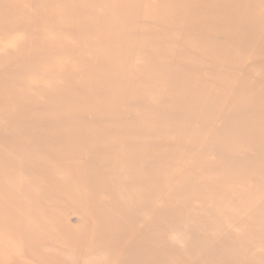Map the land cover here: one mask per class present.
<instances>
[{"label": "rangeland", "instance_id": "374dc122", "mask_svg": "<svg viewBox=\"0 0 264 264\" xmlns=\"http://www.w3.org/2000/svg\"><path fill=\"white\" fill-rule=\"evenodd\" d=\"M12 1L0 0V158L21 171L0 166V181H8L0 184V264H264V188L261 198L258 191L264 184V0H249L255 2L252 24L238 17L244 0L183 1L182 11L195 10L199 19L215 4L233 18L227 28L245 34L244 43H232L222 22L213 30L161 29L143 14L159 0H129L128 7H117L133 13L135 25L123 36L133 43H99L94 36L78 43L59 13V6L72 0ZM104 14L97 11L95 17ZM137 65L144 74H137ZM231 98L239 101L233 104ZM229 124V132L240 137L222 138ZM218 168L223 180L216 177Z\"/></svg>", "mask_w": 264, "mask_h": 264}, {"label": "bare ground", "instance_id": "6f19581e", "mask_svg": "<svg viewBox=\"0 0 264 264\" xmlns=\"http://www.w3.org/2000/svg\"><path fill=\"white\" fill-rule=\"evenodd\" d=\"M12 1V0H11ZM154 1V0H153ZM183 1H187V0H159V1H157V3H155L154 5H152L150 8H147L145 11H144V17H147V18H150V17H152V18H150V19H153L155 22H157L159 25H160V27H161V29H170V27H173V26H186V27H188V29H193V30H196L197 31V29H200V28H202V27H204L205 29H207V30H209V29H211V30H213V28L215 27V25H216V23L215 22H222L219 26H221V27H223L224 29H225V31L231 36V42L232 43H244L242 40H243V38L240 36V35H242V34H244V33H241V34H239V32H240V29L239 30H237V31H235V32H232L230 29H228L227 28V26H226V23H227V25H228V23L229 22H232V19L233 18H226L225 16H226V14L224 15L223 13H221L219 10H215V4H212V7L211 8H208L209 10H210V12L208 11V9L206 10L207 12H204L205 14L207 13V15L204 17V18H202V19H199V16H198V14L197 15H195V10H194V12L193 13H189V12H187V11H182V9L184 8V2ZM242 1V0H241ZM252 1V0H251ZM251 1H249V0H244V2H243V4H245V5H243L244 7H242L239 11L237 10V12H238V17L241 19L242 17H244L245 19H246V22H248V23H251L252 24V19H253V13H254V1H253V3L251 2ZM13 2V1H12ZM26 2H27V0H26ZM31 2V1H30ZM29 2V3H30ZM155 2V1H154ZM198 3H199V1H197ZM260 2V1H259ZM28 3V2H27ZM47 3H48V1H47ZM131 3V1H129V0H117L116 2H113V0H72V1H70L69 3H65V4H63V5H61V6H59V13H64V22L63 23H66V25H68L69 26V34L70 35H72V36H76L77 38H78V43H81V41H86L87 39H90L91 37H93L94 36V38L95 39H97L98 40V42L99 43H133V39H125L124 37H126L125 35L128 33V30L130 29V27L132 26H134L135 25V20H131V16H132V12H125V13H122V12H120L119 10H118V8L117 7H121V6H125V7H128V5ZM206 3H207V1H206ZM250 3H252V4H250ZM208 5H210L209 3H207ZM207 5V6H208ZM224 5V4H223ZM246 5H247V7H246ZM26 6H27V4H26ZM29 6V5H28ZM56 6H57V3H56ZM135 6H136V9L137 10H135L134 12L137 14L138 13V10H139V7L141 6L140 5V3H136L135 4ZM204 6V5H203ZM206 6V5H205ZM206 6V7H207ZM225 6H226V3H225V5L224 6H222L221 8H224L225 9ZM260 6V5H259ZM30 7H31V4H30ZM215 7V8H214ZM239 7H240V5H239ZM256 7H257V9H258V6L256 5ZM12 8V7H11ZM18 8V7H17ZM200 8V7H199ZM204 8V7H203ZM214 8V9H213ZM25 9V8H24ZM18 10V9H17ZM17 10H16V13H17ZM49 10V9H48ZM19 11V10H18ZM24 11H26V10H24ZM24 11H23V13H24ZM97 11H104L105 12V14L101 17H95V15H96V12ZM51 12V11H50ZM19 13V12H18ZM30 12H27V18H29V14ZM52 13V12H51ZM56 13V12H55ZM58 13V12H57ZM21 14H22V12H21ZM202 14H203V12H202ZM230 14V13H229ZM237 14V13H236ZM17 16H18V18L20 19V18H22V17H19V14H16ZM16 15H15V19H16ZM24 15V14H23ZM22 15V16H23ZM26 15V14H25ZM139 15V14H138ZM202 16V15H201ZM201 16H200V18H201ZM234 16H236V15H234ZM30 17H31V15H30ZM198 18V19H197ZM19 19H17L19 22H20V20ZM23 20V19H22ZM25 18H24V20H23V23L25 22ZM28 20L29 19H27V21L26 22H28ZM31 21V20H30ZM45 21H47V19L45 18ZM25 22V23H26ZM39 22V21H38ZM5 23V22H4ZM23 23H22V25H23ZM31 23V22H30ZM30 23H27V25L28 24H30ZM238 23H239V21H238ZM242 23H243V21H242ZM41 24H43V23H41ZM219 24V23H218ZM217 24V25H218ZM234 24V23H233ZM244 24V23H243ZM25 25V24H24ZM240 25V23L238 24V26ZM63 26V25H62ZM61 26V27H62ZM242 26H244V25H242ZM44 27H46V26H44ZM138 27V26H137ZM221 27H219L221 30H223ZM3 28V27H2ZM1 28V29H2ZM31 28V27H30ZM52 28H53V26H52ZM151 29H152V27H150ZM185 28V27H184ZM204 28H202V29H204ZM216 28V27H215ZM230 28V27H229ZM8 29V28H7ZM6 29V30H7ZM155 29H157V28H155ZM177 29V28H176ZM201 29V30H202ZM241 29H242V27H241ZM243 29H244V27H243ZM113 30H116L117 31V35L116 36H113ZM175 30V29H174ZM182 30V29H181ZM216 30V29H215ZM219 30V29H218ZM10 31V30H9ZM31 31V30H30ZM153 31H155L156 32V30H153ZM157 31H158V29H157ZM173 31V30H172ZM171 31V32H172ZM176 31V30H175ZM185 31H188V30H185ZM192 31V30H191ZM202 32V31H201ZM210 32V31H209ZM216 32V31H215ZM242 32H244V30L242 31ZM29 33V32H28ZM28 33L26 34V35H28ZM60 33V32H59ZM157 33V32H156ZM159 33H161V32H159ZM163 33V32H162ZM165 33V32H164ZM163 33V34H164ZM168 33H169V31H168ZM195 33V32H194ZM203 33V32H202ZM217 33H218V31H217ZM30 34V33H29ZM155 34V33H154ZM163 34H161V35H163ZM172 34V33H171ZM170 34V35H171ZM182 34V36H184V34L183 33H181ZM187 34V33H186ZM189 34V33H188ZM209 34V33H208ZM211 34V33H210ZM214 34H216V33H214ZM213 34V35H214ZM160 35V36H161ZM165 35V34H164ZM163 35V36H164ZM175 35V34H174ZM245 35V34H244ZM124 36V37H123ZM157 36H158V33H157ZM166 36V35H165ZM167 36H168V34H167ZM190 36V35H189ZM243 36V35H242ZM29 37V36H28ZM27 37V38H28ZM141 37V36H140ZM153 37V36H152ZM178 37V36H177ZM245 37V36H244ZM247 37V36H246ZM245 37V38H246ZM21 38V37H20ZM20 38H19V40L17 39V41H19L20 42ZM25 39H26V37H24ZM144 38V36H142V38H141V40ZM156 38V37H155ZM158 38V37H157ZM161 38V37H160ZM159 38V39H160ZM244 38V39H245ZM25 39H23V40H25ZM80 39H81V41H80ZM158 39V40H159ZM162 39V38H161ZM169 39V38H168ZM182 39V38H181ZM194 39V38H193ZM197 39V38H196ZM200 39V38H199ZM27 40V39H26ZM28 40H30V39H28ZM27 40V41H28ZM150 40V39H149ZM148 39H147V41H149ZM191 40V39H190ZM203 40V39H202ZM201 40V41H202ZM246 40V39H245ZM26 41V42H27ZM144 41V40H143ZM154 41H156V40H154ZM160 41V40H159ZM172 41V40H171ZM179 41V40H178ZM188 41H189V39H188ZM195 41V40H194ZM198 41V40H197ZM204 41L205 40H203V42H200V44L202 43H204ZM16 42V41H15ZM23 42V41H22ZM26 42H24V43H26ZM138 42V41H137ZM150 42V41H149ZM161 42V41H160ZM167 42V41H166ZM170 42V41H169ZM196 42V41H195ZM198 42V43H199ZM247 42H249L248 41V39L245 41V43L247 44ZM17 43V46H18V42H16ZM15 43V44H16ZM24 43H22L23 45H24ZM60 43H65V42H60ZM135 43V42H134ZM153 43H155V42H153ZM168 43V42H167ZM183 43H186V42H182V44ZM250 43H252V42H250ZM250 43H248V45L250 44ZM257 43V42H256ZM20 45H21V43H19ZM30 44V43H29ZM141 43H139V46H141L140 45ZM143 44H144V42H143ZM163 44V43H162ZM166 44V43H165ZM173 44V43H172ZM191 44V43H190ZM193 44V43H192ZM196 44V43H195ZM194 44V45H195ZM22 45V46H23ZM26 45V44H25ZM24 45V46H25ZM45 45V44H44ZM137 45V44H136ZM145 45L147 46V42L145 43ZM145 45H143V47L142 48H144L145 47ZM151 45V44H150ZM154 45V46H153ZM153 45H151V47L154 49V47H155V44H153ZM161 45V44H160ZM170 45L171 44H167V46L165 47V48H167L168 46V48H170L171 49V47H170ZM189 45V44H188ZM242 45H244V44H242ZM14 46H16V45H14ZM139 46H138V48H139ZM161 46H163V45H161ZM204 46V45H203ZM245 46V45H244ZM255 46H256V44H255ZM20 47V46H19ZM157 47V46H156ZM249 46H247V50L249 49L248 48ZM251 47V46H250ZM13 48V47H12ZM137 48V49H138ZM173 48V47H172ZM181 48V47H180ZM187 48H188V46H187ZM189 48H190V46H189ZM244 48H246V47H244ZM24 49V48H23ZM29 49V48H28ZM140 49V48H139ZM186 49V48H185ZM198 49V48H197ZM201 49V48H200ZM145 50V49H144ZM155 50H157V48L155 49ZM163 50V49H162ZM168 49H166V50H164V52L166 51L167 53H168V51H167ZM181 50V49H180ZM203 50V49H202ZM249 50H251V48L249 49ZM248 50V51H249ZM254 50V49H253ZM252 50V51H253ZM13 51V50H12ZM23 51V50H22ZM29 51V50H28ZM142 51V49H140V52ZM150 51H151V49H150ZM195 51H196V49H195ZM194 51V52H195ZM208 51V50H207ZM14 52V51H13ZM58 52V51H57ZM165 52V53H166ZM181 52H183V51H181ZM198 52V51H197ZM201 52V51H200ZM235 52V51H234ZM243 52V51H242ZM250 52V51H249ZM141 53H143V52H141ZM144 53H145V51H144ZM153 53V52H152ZM208 53V52H207ZM26 54V53H25ZM164 54V53H163ZM171 54V53H170ZM170 54H166L167 56L168 55H170ZM232 54H234V53H232ZM244 54V56L243 57H245V53H243ZM250 54H251V52H250ZM13 56H14V54H12ZM19 55V54H18ZM17 55V56H18ZM178 55V54H177ZM208 55V54H207ZM211 55V54H210ZM249 55V54H248ZM179 56H180V54H179ZM178 56V57H179ZM183 55H181V57H182ZM229 57H226V58H231L230 56L231 55H228ZM162 57V56H161ZM160 57V58H161ZM180 57V58H181ZM246 57H248L247 55H246ZM264 57V56H263ZM53 58H55V57H53ZM171 58V57H170ZM174 58H175V56H174ZM173 58V59H174ZM179 58V59H180ZM233 58V57H232ZM231 58V59H232ZM163 59H165V57L163 58ZM185 59V58H184ZM231 59H229V61L227 60V59H225L226 60V62L228 61V62H230V60ZM158 61H159V59H157ZM225 60L223 61V62H225ZM256 60V59H255ZM53 61V60H52ZM55 61V60H54ZM160 61H162V60H160ZM232 61L233 62H231L232 64L234 63L235 65H236V61L234 62V60L232 59ZM163 62V61H162ZM181 62V61H180ZM188 62V61H187ZM218 62V61H217ZM262 62V61H261ZM184 63H186V60H185V62ZM188 63H192V62H190V60H189V62ZM240 63V62H239ZM231 64V66H229V67H233V65ZM243 64H245V63H243ZM4 65V64H3ZM140 65L141 64H139V68H140ZM157 65V63L154 65V66H156ZM204 65H206V64H204ZM208 65V64H207ZM124 66H126V64L124 65ZM143 66H144V64H143ZM142 66V67H143ZM147 66V65H146ZM160 66V65H159ZM209 66V65H208ZM224 66V65H223ZM240 66H242V65H240ZM246 66V65H245ZM147 67H149V65L147 66ZM152 67L153 66H151V70H152ZM158 67V66H157ZM237 67V66H236ZM252 67H254V66H252ZM82 68H84V67H82ZM135 68H137V69H135ZM134 69L137 71H139V72H142L141 70H142V68L139 70L138 69V65L135 67ZM155 68V67H154ZM143 69H146V68H143ZM156 69V68H155ZM155 69H154V71H155ZM196 69V68H195ZM213 68H211V70H212ZM253 69V68H252ZM201 70H202V68H201ZM205 70V69H204ZM225 70H227V69H225ZM70 70H68V72H69ZM134 71V70H133ZM137 71V72H138ZM146 71V70H145ZM153 71V70H152ZM151 71V73H153ZM156 71H157V69H156ZM159 71V73H160V69L158 70ZM157 71V72H158ZM163 71V70H162ZM194 71V70H193ZM198 71V70H197ZM136 72V73H137ZM137 73V74H144V72H142V73ZM150 72V71H149ZM205 72V71H204ZM220 72H222V71H218L217 72V74H219ZM147 73V72H146ZM155 73V72H154ZM163 73H165L164 71H163ZM225 73V72H224ZM247 73H249L248 71H247ZM133 74V73H132ZM161 74V73H160ZM160 74H159V76L158 77H160ZM195 74V73H194ZM206 73H204V75H205ZM228 74V73H227ZM230 74L231 73H229V75H228V77L230 76ZM234 74H235V72H234ZM261 74H264L263 72H261ZM90 75V74H89ZM149 75H152V76H154L153 74H150L149 73ZM220 75V74H219ZM225 75V74H224ZM224 75H221L222 77L224 76ZM250 76H251V73L249 74ZM252 75H254L253 74V72H252ZM256 75V74H255ZM70 76V75H69ZM93 76V75H92ZM133 76V75H132ZM142 76V75H141ZM147 76V75H146ZM157 76V74L155 75V77ZM161 76H163V74L161 75ZM194 76V75H193ZM227 76V75H226ZM231 76H232V74H231ZM235 76V75H234ZM262 76H264V75H262ZM137 77H138V75H137ZM197 77V76H196ZM221 77V78H222ZM239 77V76H238ZM252 77V76H251ZM83 78H84V76H83ZM135 78H136V76H135ZM134 77L133 78H131V79H135ZM139 78V77H138ZM154 78V77H153ZM162 78V77H161ZM165 77L163 76V79H164ZM168 78V77H167ZM167 78H165L166 80H167ZM221 78H217L218 79V81L217 82H219V79H221ZM231 78V77H230ZM232 78H234V77H232ZM247 78V77H246ZM254 78H256V76L254 77ZM260 78V77H259ZM77 79V78H76ZM144 79H146L145 77L142 79V80H144ZM164 79V80H165ZM223 79V78H222ZM235 80L236 79H238V78H234ZM253 79V78H252ZM261 79V78H260ZM137 80V79H136ZM148 80V79H147ZM151 80V79H150ZM155 80V79H154ZM153 80V81H154ZM163 80V81H164ZM233 80V79H232ZM246 80V79H245ZM256 80V79H255ZM264 80V79H263ZM131 81H133V80H131ZM131 81H129V84H131L132 82ZM149 81V80H148ZM147 81V82H148ZM152 81V80H151ZM152 81V83H154ZM158 81V80H157ZM156 81V82H157ZM215 81V80H214ZM216 81H215V83H216ZM224 81H228L230 84H231V82H230V80H228V78H226V80H224ZM259 80H256V82H258ZM68 82H70V81H68ZM79 82V81H78ZM83 82H84V80H83ZM134 82V81H133ZM139 82V81H138ZM160 82H162L161 81V79H160ZM159 82V83H160ZM221 82V81H220ZM227 82V83H228ZM233 83H234V81H232ZM255 82V83H256ZM137 83V82H136ZM135 83V84H136ZM149 83V82H148ZM147 83V84H148ZM151 83V84H152ZM159 83H157V84H159ZM237 83V82H236ZM253 83V82H252ZM133 84V83H132ZM146 84V85H147ZM161 84V83H160ZM230 84H228V87L230 86ZM241 84V83H240ZM242 84H243V82H242ZM241 84V85H242ZM251 84V83H250ZM260 84V83H259ZM125 85V84H124ZM128 85V84H127ZM136 85H139L138 83L136 84ZM154 84H152V86H153ZM169 85V84H168ZM167 85V86H168ZM64 86H65V84H64ZM122 86V85H121ZM129 86H131V85H129ZM134 86V85H133ZM143 86V85H142ZM152 86L150 87V88H148V86H144V87H146L147 89H150V91H152L151 90V88H152ZM219 86V85H218ZM231 86H233V85H231ZM230 86V87H231ZM78 87H79V85H78ZM82 87V86H81ZM127 87V86H126ZM263 87H264V84H263ZM56 88V87H55ZM80 88V87H79ZM123 88H125L124 86H123ZM143 88V87H142ZM169 88V87H168ZM44 89V88H43ZM48 90H46L47 92H50V88H47ZM84 89V88H83ZM129 89H132L131 87L129 88ZM153 89V88H152ZM165 89V88H164ZM220 89V88H219ZM258 89V88H257ZM261 89V88H260ZM259 89V90H260ZM56 90H58V89H56ZM91 90V89H90ZM120 90V89H119ZM125 90V89H124ZM123 90V91H124ZM154 91H156V89H153ZM163 90V89H162ZM218 90V89H217ZM225 90H227V89H225ZM234 90V89H233ZM232 90V91H233ZM238 90V89H237ZM259 90H257L256 92H258ZM262 90V89H261ZM89 91V90H88ZM92 91V90H91ZM127 91V90H126ZM228 91V90H227ZM45 92V91H44ZM46 92V93H47ZM58 92V91H57ZM86 92V91H85ZM120 92H122V91H120ZM160 92V91H159ZM45 93V94H46ZM132 93V92H131ZM178 93V92H177ZM235 93V92H234ZM259 93V92H258ZM258 93H253L254 95L255 94H258ZM260 95H263L264 96V94H262V91H260ZM42 94V93H41ZM133 94H135V92L133 93ZM162 94H164V92L162 93ZM166 94H168V92L166 93ZM233 94V93H232ZM232 94H229V96L231 95V97H232ZM252 94V95H253ZM252 95H250L251 97H253ZM259 95V94H258ZM40 96V95H39ZM42 96V95H41ZM54 96V95H53ZM134 96V95H133ZM214 96H216V99H217V95H214ZM220 96V95H219ZM226 96H228V95H226ZM240 96V95H239ZM245 96H247L246 98H247V100H248V95H245ZM33 97V96H32ZM50 97V96H49ZM132 97V96H131ZM165 97V96H164ZM235 97H236V94H235ZM255 97V96H254ZM35 98V97H34ZM150 98V97H149ZM148 98V99H149ZM152 98V97H151ZM223 98L224 97H222L221 99L223 100ZM230 98V97H229ZM241 98V97H240ZM239 97H238V99H240ZM243 98V97H242ZM241 98V99H242ZM264 98V97H263ZM132 99V98H131ZM134 99V98H133ZM161 99V98H160ZM216 99L214 98V100H215V102H213V103H215V104H217V102H216ZM226 99V98H225ZM257 99V98H256ZM261 99V98H260ZM45 100V99H44ZM115 100H117V99H115ZM143 100V99H142ZM155 100H156V98H155ZM157 100H158V98H157ZM156 100V101H157ZM209 100H210V98H209ZM218 100H220V99H217V101ZM230 100H232V98L230 99ZM246 100V99H245ZM258 100V99H257ZM140 101V100H139ZM146 101H148V100H146ZM149 101H151V99L149 100ZM159 101V100H158ZM172 101V100H171ZM233 102H234V100H232ZM231 101V102H232ZM239 100H236L233 104H235L236 102H238ZM244 101V100H243ZM251 101V100H250ZM118 102V101H117ZM143 102V101H142ZM145 102V101H144ZM152 102V101H151ZM160 102V101H159ZM120 103V102H119ZM240 103H242V102H240ZM240 103H238V105L240 104ZM247 103V102H246ZM154 104V103H153ZM228 104V103H227ZM226 104V105H227ZM254 104H255V102H254ZM90 105V104H89ZM89 105H88V107H89ZM213 104H211V107H213L212 106ZM120 106V105H119ZM123 106V105H122ZM154 106H156V105H154ZM167 106V105H166ZM241 106V105H240ZM158 107L159 106H156V108L158 109ZM87 108V107H86ZM160 108V107H159ZM165 108V107H164ZM219 108H220V106H219ZM230 108V107H229ZM166 109V108H165ZM238 109V108H237ZM164 110V109H163ZM213 110V109H212ZM231 110H232V108H231ZM230 110V111H231ZM239 110V109H238ZM248 110V109H247ZM226 111V110H225ZM228 112V111H227ZM235 112H236V108H235ZM32 113V112H31ZM177 113V112H176ZM232 113V112H231ZM263 113V112H262ZM157 114V113H156ZM239 114V113H238ZM245 114H246V112H245ZM152 115V114H151ZM237 115V114H236ZM235 115V116H236ZM214 116H217L216 114L214 115ZM238 116V115H237ZM223 117V116H222ZM242 117V116H241ZM222 119V118H221ZM229 120H231V119H229ZM250 122V121H249ZM253 122V121H252ZM228 127L230 126V124L229 125H227ZM264 127V126H263ZM232 130V127L230 126L229 128H225L222 132H221V134H222V138H231L232 136H238V137H240L237 133H234V134H232V133H230L229 132V130ZM130 131V130H129ZM132 131V130H131ZM220 131V130H219ZM150 132H152V131H150ZM149 132V133H150ZM134 133H135V131H134ZM164 135V134H163ZM162 135V136H163ZM174 136V135H173ZM182 136V135H181ZM159 137V136H158ZM168 137V136H167ZM166 137V138H167ZM197 137V135L195 136V138ZM119 138V137H118ZM174 139V138H173ZM177 139V138H176ZM175 139V140H176ZM185 139V138H184ZM241 139H243V138H241ZM86 140V139H85ZM178 140V139H177ZM246 140V139H245ZM183 141V140H182ZM196 142V141H195ZM200 143V142H199ZM210 143V142H209ZM163 144V143H162ZM193 144H195V143H193ZM203 145V144H202ZM201 145V146H202ZM227 145V144H226ZM228 147V146H227ZM192 150H194V149H192ZM250 151V150H249ZM209 152V151H208ZM245 152V151H244ZM256 152V151H255ZM226 153V152H225ZM207 155H208V153H206ZM246 154H248L247 152H246ZM163 157V156H162ZM206 158H207V156H206ZM198 159H203L202 157H199ZM197 159V160H198ZM191 160V159H190ZM196 160V161H197ZM178 162V161H177ZM192 162V161H191ZM189 163H190V161H189ZM226 163H227V161H226ZM225 163V164H226ZM191 164V163H190ZM204 165H205V163H203ZM244 164V163H243ZM242 164V165H243ZM1 165H3V166H10L11 168H17L19 171H21L20 170V168H19V165L18 164H13V163H11V162H7V159L6 158H0V166ZM193 165V164H192ZM192 165H190V167L192 166ZM102 166V165H101ZM119 166V165H118ZM117 166V167H118ZM164 166L165 165H162V166H160V168H159V170H160V172H162L163 171V169H164ZM244 166V165H243ZM243 166H242V168H243ZM122 167H123V165H122ZM128 167H130V166H128ZM144 167L145 168H148V166L146 165V164H144ZM222 167H224V166H222ZM90 168V167H89ZM120 168V167H119ZM206 168H208V167H206ZM220 168H221V166H220ZM220 168H218L219 170H217V174L219 175V171H221V173L223 172V170H220ZM230 168V167H229ZM229 168L228 169H226V171L227 170H229ZM232 168H235V165L233 166V167H231L230 169L232 170ZM241 168V169H242ZM126 169H127V167H126ZM199 169V168H198ZM197 169V170H198ZM241 169L240 168H238V171L240 170L241 171ZM244 169V168H243ZM246 169V168H245ZM117 170V169H116ZM120 170V169H119ZM204 170H205V168H204ZM231 170L228 172L227 171V173L229 174H231ZM236 170V172H238L237 171V169H235ZM127 171V170H126ZM125 171V172H126ZM129 171V170H128ZM234 171V170H233ZM239 171V172H240ZM243 171V170H242ZM247 171V170H246ZM250 171H254V170H250ZM120 172V171H119ZM124 172V173H125ZM141 172H142V170H141ZM141 172H140V174H141ZM216 172V171H215ZM238 172V173H239ZM123 173V172H122ZM197 173V172H196ZM196 173H195V175H196ZM201 173V172H200ZM212 173H213V171H212ZM212 173H209V174H212ZM224 173V172H223ZM234 173V172H233ZM251 173V172H250ZM249 173V174H250ZM257 173V172H256ZM126 174V173H125ZM125 174L123 175V176H125ZM143 174V173H142ZM198 174V173H197ZM214 175H215V173H213ZM243 174H245L246 175V172H244ZM243 174H240L241 176L243 175ZM116 175V174H115ZM115 175H114V177H115ZM144 175V174H143ZM143 175H142V177H143ZM216 176V177H221L220 175H222V174H220L219 176ZM225 175V174H224ZM223 175V176H224ZM227 175V174H226ZM225 175V176H226ZM239 174H237L236 173V175H235V173H234V176H238ZM245 175H243V176H245ZM248 175V174H247ZM127 176V175H126ZM203 176H204V174H203ZM208 176V175H207ZM207 176H206V178H207ZM215 176H213V177H215ZM197 177H199V176H197ZM200 177H201V174H200ZM229 177H230V175H229ZM228 176H227V181H228V178H229ZM232 177V176H231ZM117 178V177H116ZM124 178V177H123ZM201 178H203V177H201ZM205 178V179H206ZM222 178V177H221ZM226 178V177H225ZM237 178H239V177H237ZM241 178V177H240ZM244 178V177H243ZM243 178L241 179V180H243ZM259 178V177H258ZM264 178V177H263ZM122 179V178H121ZM120 179V180H121ZM127 179V178H126ZM125 178L124 179H122V180H126ZM204 179V178H203ZM202 179V180H203ZM208 179V178H207ZM212 178H211V175H210V180H211ZM220 179V178H219ZM224 178H222V179H220V180H223ZM231 179V178H230ZM232 179H233V177H232ZM231 179V180H232ZM252 178H250V181H252L251 180ZM261 179H262V177H261ZM261 179H259V181H261ZM175 180V179H174ZM190 180V179H189ZM199 180V179H198ZM201 180V181H202ZM210 180H208V182L210 181ZM214 180V179H213ZM217 180V179H216ZM216 180H214V181H216ZM219 180V181H220ZM234 180H236V179H234ZM116 181H118V180H116ZM183 181V180H182ZM206 182V185H207V180H205ZM218 181V180H217ZM216 181V182H217ZM233 181V180H232ZM259 181H257L256 179H255V182H259ZM204 182V181H203ZM212 182V181H211ZM239 182V181H238ZM254 182V185L255 184H257V183H255ZM5 183H8V181H6ZM5 183H3L2 181H0V184H5ZM218 183V182H217ZM235 183V182H234ZM233 183V184H234ZM248 184V182H245V184ZM145 184H148V183H145ZM202 184H204V183H202ZM210 184H212V183H210ZM221 183L219 182V185H220ZM230 184H232V182L230 183ZM237 184V183H236ZM241 184H243V183H241ZM258 184H260V183H258ZM118 185H119V183H118ZM117 185V186H118ZM149 185V184H148ZM147 185V186H148ZM181 185V184H180ZM239 186H240V184H238ZM253 185V186H254ZM213 186V185H212ZM215 186V185H214ZM233 186H235V185H233ZM245 186H248V185H245ZM253 186H251V187H253ZM260 186V185H259ZM258 186V187H259ZM150 187V186H149ZM149 187H146V190H147V188L149 189ZM219 187V186H218ZM217 187V188H218ZM222 187V186H221ZM237 187V186H236ZM250 187V186H249ZM264 188V184H263V186L261 185L259 188H258V191H259V195H260V198H261V193H260V191L262 190V188ZM169 188V187H168ZM197 188V187H196ZM195 188V189H196ZM198 188H199V186H198ZM201 188H202V186H201ZM220 188V187H219ZM230 188V187H229ZM232 188V187H231ZM235 188V187H234ZM239 188V187H238ZM241 188V187H240ZM239 188V189H240ZM257 188V187H256ZM261 188V189H260ZM200 189V188H199ZM205 189H208L209 190V188H205V186H204V190ZM212 189H215V187H213ZM224 189V188H223ZM242 189V188H241ZM240 189V190H241ZM245 189H246V187H245ZM244 189V190H245ZM253 191H255V189L254 188H251ZM250 189V190H251ZM217 190L218 189H216V191H215V193L213 192H211V190L210 191H208V192H211V194H214L212 197L214 198V196H216L215 194H216V192H217ZM247 190H249L248 188H247ZM249 190V191H250ZM164 191V190H163ZM162 191V192H163ZM246 191V190H245ZM252 191V192H253ZM264 190H262V194L264 193L263 192ZM183 192V191H182ZM191 192L192 191H188V190H186V191H184V193H185V196L186 197H190V195H191ZM201 192V191H200ZM205 192V191H204ZM207 192V191H206ZM221 192H222V190H221ZM227 192V191H226ZM225 192V193H226ZM229 192V191H228ZM232 192H236V191H233V189H232ZM241 192V191H240ZM256 192H257V190H256ZM256 192H255V194H256ZM237 193V192H236ZM243 193V192H242ZM242 193H239V195L242 197ZM245 193V192H244ZM157 194V193H156ZM207 194V193H206ZM210 194V193H209ZM221 194V193H220ZM230 193H228V195H229ZM233 194H235V193H233ZM238 194V193H237ZM254 194V193H253ZM255 194H254V196H255ZM258 194V193H257ZM195 195V194H194ZM198 195V194H197ZM196 195V196H197ZM199 195H200V193H199ZM198 195V196H199ZM224 195V194H223ZM222 195V196H223ZM227 195V194H226ZM231 195V194H230ZM247 195H248V193H247ZM247 195H245L244 196V198L245 197H247ZM196 196H195V198H196ZM207 196H209V195H207ZM211 196H209V197H211ZM221 196V195H220ZM257 196V195H256ZM200 197H201V195H200ZM224 197V196H223ZM228 197H230V196H228ZM227 197V198H228ZM198 198V197H197ZM196 198V199H197ZM204 198H207L206 196H204ZM212 198V199H213ZM231 198H233V197H231ZM248 198V197H247ZM262 198H263V196H262ZM70 199H72V198H70ZM196 199H195V201H196ZM203 199V198H202ZM226 199V198H225ZM250 199V198H249ZM264 199V198H263ZM223 200V199H222ZM221 200V201H222ZM228 200V199H227ZM232 200V199H231ZM245 200V199H244ZM247 200V199H246ZM262 200V199H261ZM73 201V200H72ZM200 201V200H199ZM201 201H203V200H201ZM216 201V200H215ZM219 202H221L220 200H218ZM228 201H230V200H228ZM233 201V200H232ZM253 201V200H252ZM256 201V200H255ZM197 202H198V200H197ZM223 202H224V200H223ZM231 202V201H230ZM242 202V201H241ZM249 202V201H248ZM201 203V202H200ZM205 203H207L206 201H205ZM234 203V202H233ZM240 203V202H239ZM253 204H251L250 206H252V208L254 207V203L255 202H252ZM231 204V203H230ZM235 204V203H234ZM246 204H247V201H246ZM143 205V204H142ZM238 205V204H237ZM240 205V204H239ZM242 205H244V204H242ZM242 205H240V207L242 206ZM248 205V204H247ZM193 206V205H192ZM192 206H190V208L192 207ZM214 206V205H213ZM213 206H211L212 208H213ZM220 206V205H219ZM232 206V205H231ZM245 206V205H244ZM249 206V207H250ZM255 206H257V205H255ZM189 208V209H190ZM208 208V207H207ZM243 208V207H242ZM245 208H246V206H245ZM132 209V208H131ZM204 209V208H203ZM211 209V208H210ZM217 209H218V207H217ZM88 210V209H87ZM143 210V209H142ZM188 210V209H187ZM186 210V211H187ZM207 209H205V211H206ZM212 210V209H211ZM189 211V210H188ZM191 211V210H190ZM213 211V210H212ZM225 211V210H224ZM235 211V210H234ZM250 211V210H249ZM204 212V211H203ZM207 212V211H206ZM239 212V211H238ZM242 212V211H241ZM240 212V214H242ZM190 213V212H189ZM188 213V214H189ZM207 213H209V212H207ZM112 214H114V213H112ZM185 214V213H184ZM223 214V213H222ZM227 214V213H226ZM230 214H232V213H230ZM194 215V214H193ZM217 215H218V213H217ZM197 216V215H196ZM192 217V216H191ZM90 218V217H89ZM223 218H225V217H223ZM90 220V219H89ZM240 220V219H239ZM241 222H242V220H241ZM244 222V221H243ZM247 222V221H246ZM93 223V222H92ZM226 223H228V222H226ZM224 226H225V223H224ZM114 226L112 225L111 226V229L113 228ZM224 228H226V227H224ZM263 229V228H262ZM136 230V229H135ZM238 230H240V229H238ZM237 230V231H238ZM259 230H261V229H259ZM229 233H230V231H228ZM227 232V233H228ZM236 232V231H235ZM254 232V231H253ZM147 233H148V231H147ZM146 233V234H147ZM151 233V232H150ZM149 233V234H150ZM153 233V232H152ZM240 234V233H239ZM151 235H153V234H151ZM150 235V236H151ZM226 235V234H225ZM148 236V235H147ZM165 236V235H164ZM240 237V236H239ZM165 240V239H164ZM148 241H150V238H149V240ZM223 242V241H222ZM264 242V241H263ZM262 244V243H261ZM260 244V245H261ZM264 244V243H263ZM198 245V244H197ZM222 245H226L225 243L224 244H222ZM258 246V245H257ZM256 246V247H257ZM261 246H264V245H261ZM222 248V247H221ZM232 248V247H231ZM148 249H150V248H148ZM147 249V250H148ZM234 249V248H233ZM146 250V249H145ZM144 250V251H145ZM222 250V249H221ZM149 251V250H148ZM217 251V250H216ZM251 251V250H250ZM249 251V252H250ZM149 252H151V251H149ZM206 252V251H205ZM227 252V254L228 253H230V252H228V250L226 251ZM234 252V251H233ZM252 252V251H251ZM259 252V251H258ZM148 253V252H147ZM195 253V252H194ZM193 253V254H194ZM207 253V252H206ZM217 253V252H216ZM248 253V252H247ZM246 253V254H247ZM145 255V257H146V252L144 253ZM205 253L203 252V255H204ZM214 254V253H213ZM262 255L263 254V252H261V253H259V255ZM151 255V254H150ZM156 255V254H155ZM209 255H211V252H210V254ZM221 255V254H220ZM248 255H251V254H248ZM257 255H258V253H257ZM260 255V256H261ZM94 256V255H93ZM152 256V255H151ZM205 256V255H204ZM222 256V255H221ZM245 256V255H244ZM259 256V257H260ZM264 256V255H263ZM154 257V256H153ZM209 257V256H208ZM225 257V256H224ZM262 257V256H261ZM93 258V257H92ZM91 258V259H92ZM151 258V257H150ZM212 258V257H211ZM244 258H246V257H244ZM254 258V257H253ZM145 259V258H144ZM147 260H149V259H147ZM153 260V259H152ZM151 260V261H152ZM156 260H158V261H160L161 260V258H160V260H159V258H157ZM155 260V258H154V260H153V262H155L156 261ZM243 260V259H242ZM245 260V259H244ZM249 260V259H248ZM262 260H264V259H262ZM85 261H89V260H85ZM94 261V260H93ZM144 261H146V259L144 260ZM162 262L164 261V260H161ZM160 261V263H162ZM224 261V260H223ZM222 261V262H223ZM251 261V260H250ZM150 262V261H149ZM148 262V263H149ZM213 262V261H212ZM245 262H246V264H247V261L245 260ZM244 262V263H245ZM263 262V261H262ZM157 263H159V262H157ZM210 263V262H209ZM213 263H215V262H213ZM249 263V262H248ZM251 263V262H250ZM258 263H260V261H258ZM156 264V263H155ZM208 264V263H207Z\"/></svg>", "mask_w": 264, "mask_h": 264}]
</instances>
